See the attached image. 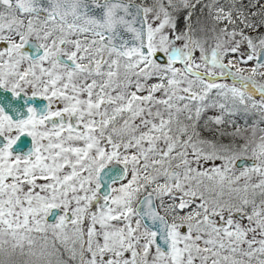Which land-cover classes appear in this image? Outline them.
<instances>
[{
  "label": "snow or ice",
  "instance_id": "obj_1",
  "mask_svg": "<svg viewBox=\"0 0 264 264\" xmlns=\"http://www.w3.org/2000/svg\"><path fill=\"white\" fill-rule=\"evenodd\" d=\"M0 264H264V0H0Z\"/></svg>",
  "mask_w": 264,
  "mask_h": 264
}]
</instances>
